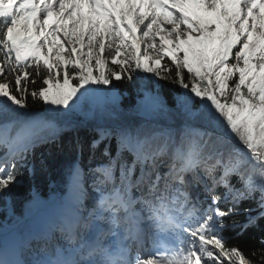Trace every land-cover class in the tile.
<instances>
[{"label":"snow or ice","instance_id":"obj_1","mask_svg":"<svg viewBox=\"0 0 264 264\" xmlns=\"http://www.w3.org/2000/svg\"><path fill=\"white\" fill-rule=\"evenodd\" d=\"M145 78L173 87L124 116ZM53 144L62 183L29 188L0 264H264V0H0V198Z\"/></svg>","mask_w":264,"mask_h":264},{"label":"trees","instance_id":"obj_2","mask_svg":"<svg viewBox=\"0 0 264 264\" xmlns=\"http://www.w3.org/2000/svg\"><path fill=\"white\" fill-rule=\"evenodd\" d=\"M157 41L159 40V36H157ZM237 49H234L235 52ZM182 55V54H181ZM230 61L232 58L230 57ZM234 62V61H232ZM235 79V78H234ZM115 83V82H114ZM231 83V82H230ZM146 85L152 89L153 94L159 91L164 98L168 97V90L173 86L168 83L160 82V86L158 87L156 84L152 83L150 80L146 82ZM116 88L118 92V105L121 110V113L124 116H129L134 114L136 110L140 106V102L144 100V97L141 93V83L138 79H133L131 81H123L116 83ZM29 110L33 113H38L41 115L48 116L49 113H46L44 109L47 107L42 103L33 104L29 99ZM74 119L78 121H83V117L77 115ZM75 133L65 132L61 135L60 144L63 147L64 151H67V145L69 143V139L73 137ZM80 135L82 137H87L88 132L86 128L80 129ZM49 149H51L52 156H49ZM3 149H0V154H2ZM43 153L44 158L49 162V171L47 173H43L39 170V160L41 154ZM61 148L57 147V145H44L42 147H38L35 149V158L37 161V173L29 185L26 181L25 186L19 188L16 192L12 193L11 196L5 200L0 198V227L4 224L9 223L12 219V214L16 216H24L28 211V202L31 197L29 194V188H34L35 192L38 193L43 200L51 199L54 194L58 190V185L62 183L63 177L61 171L59 169L58 163H53V156L56 157L57 161L63 159V156L60 155ZM51 185V187H50ZM247 202L241 205V207H246ZM234 219L238 221H242L244 219L243 216L234 217ZM231 223V221H228ZM234 233L226 232L225 235H233ZM249 234H245L240 238L239 243L242 248L247 250L249 246H251L252 241L248 238Z\"/></svg>","mask_w":264,"mask_h":264},{"label":"rangeland","instance_id":"obj_3","mask_svg":"<svg viewBox=\"0 0 264 264\" xmlns=\"http://www.w3.org/2000/svg\"><path fill=\"white\" fill-rule=\"evenodd\" d=\"M129 17H131V16H129ZM69 24H70V22H69ZM164 27L171 28L172 25H171V24H168V25H164ZM60 35H61V38H62V37H63V29L61 30ZM62 42L65 43V45H66L67 47H72V45H68V44H67V41L62 40ZM146 80H147V78H145V79H144L143 81H141V82L143 83V82H145ZM83 119H84V118H83Z\"/></svg>","mask_w":264,"mask_h":264}]
</instances>
